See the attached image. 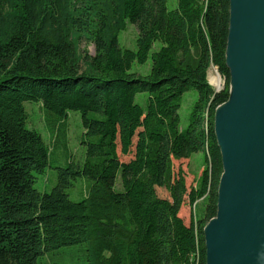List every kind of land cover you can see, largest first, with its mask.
<instances>
[{"label": "trees", "instance_id": "1", "mask_svg": "<svg viewBox=\"0 0 264 264\" xmlns=\"http://www.w3.org/2000/svg\"><path fill=\"white\" fill-rule=\"evenodd\" d=\"M129 24L138 29L135 49L119 41ZM229 26L230 0L172 8L169 0H0V264L47 256L69 264L53 257L71 256L74 245V264H206L204 228L223 172L214 115L230 94ZM149 59L148 73L131 71ZM213 66L225 80L218 92ZM191 90L197 100L182 128ZM28 101L41 104L55 142L71 111L82 116L85 157L58 167L50 192L36 188L50 146L28 126ZM199 152L205 168L188 185L175 163ZM186 204L190 223L180 215Z\"/></svg>", "mask_w": 264, "mask_h": 264}, {"label": "water", "instance_id": "2", "mask_svg": "<svg viewBox=\"0 0 264 264\" xmlns=\"http://www.w3.org/2000/svg\"><path fill=\"white\" fill-rule=\"evenodd\" d=\"M226 64L230 94L214 115L223 172L204 228L206 264H264V0H230Z\"/></svg>", "mask_w": 264, "mask_h": 264}, {"label": "rangeland", "instance_id": "3", "mask_svg": "<svg viewBox=\"0 0 264 264\" xmlns=\"http://www.w3.org/2000/svg\"><path fill=\"white\" fill-rule=\"evenodd\" d=\"M177 4V0H169V7H175ZM138 36V29L129 24V27L126 31H123L119 35L120 45L125 48L135 49L136 40ZM157 44L153 50L158 48ZM81 49L86 50L91 54H94V45L92 43H88L86 40L81 41ZM151 59L147 61L146 64H134L131 71L138 72L142 74L148 73L150 68ZM209 80L213 84L214 88H218L223 85L225 82L224 78L219 73L217 67H211L209 70ZM217 81L219 83L217 84ZM147 97L146 93H142L139 95V98L145 99ZM197 100V92L194 90L187 91L183 95V102L181 108L179 109V114L181 117V127L186 128L189 124V118L191 110L194 106L195 101ZM27 111L29 113V121L28 126L30 128H35L38 130L44 137L45 141L50 146V159H49V167L47 171L43 174L37 175L36 188L41 192H50L52 188L57 183L58 177V167L65 166L67 161L70 159H75L76 161L81 160L85 157V149L82 144L83 139V123L82 116L79 111H71L69 114V118L65 124V126H61L60 129L63 131V134L55 142V138L57 133H51L50 129L46 125L45 122V114L41 107V104L37 102H26ZM59 126L57 127V130ZM56 134V135H55ZM53 135V137H52ZM122 159H126V157L121 156ZM205 156L203 153L199 152L194 154L190 160H180L175 163L176 171L181 167L183 168L187 174L190 176L187 177V184L189 185L194 176H199L204 168H205ZM81 187L77 183L75 187L69 189L70 198L72 200L78 201L82 199ZM158 192L161 196L168 195L165 188H158ZM203 203L199 202L197 205V213H200L203 210ZM194 214V209L190 205L186 204L182 207L180 211V215L184 218L186 223L191 222V218ZM69 250H72V255L69 257H64L62 255H56L53 257L54 261H66L69 264L81 263L79 246L74 245L68 247ZM49 257L47 256L44 264H48Z\"/></svg>", "mask_w": 264, "mask_h": 264}, {"label": "bare ground", "instance_id": "4", "mask_svg": "<svg viewBox=\"0 0 264 264\" xmlns=\"http://www.w3.org/2000/svg\"><path fill=\"white\" fill-rule=\"evenodd\" d=\"M219 83V81H217V84Z\"/></svg>", "mask_w": 264, "mask_h": 264}, {"label": "crops", "instance_id": "5", "mask_svg": "<svg viewBox=\"0 0 264 264\" xmlns=\"http://www.w3.org/2000/svg\"><path fill=\"white\" fill-rule=\"evenodd\" d=\"M194 156V155H193Z\"/></svg>", "mask_w": 264, "mask_h": 264}]
</instances>
